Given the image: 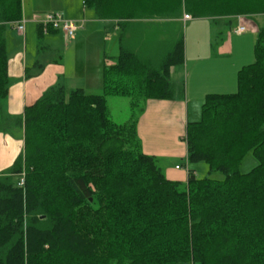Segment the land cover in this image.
<instances>
[{
    "label": "trees",
    "instance_id": "1",
    "mask_svg": "<svg viewBox=\"0 0 264 264\" xmlns=\"http://www.w3.org/2000/svg\"><path fill=\"white\" fill-rule=\"evenodd\" d=\"M82 4L121 28L183 14H264V0ZM22 9V0H0V131L15 120L23 138L22 151L0 172V264H264V27L254 62L237 72V91L206 95L200 119L187 122L183 182L142 150L138 118L114 122L106 100L126 96L134 108L183 96L182 84L170 80L171 69L183 66V41L141 56L120 32L111 64L104 54L101 93L51 86L12 117L2 106L10 83L5 32L22 20ZM47 31L38 25L37 37ZM249 152L257 165L241 173ZM199 162L224 178L197 177Z\"/></svg>",
    "mask_w": 264,
    "mask_h": 264
},
{
    "label": "crops",
    "instance_id": "2",
    "mask_svg": "<svg viewBox=\"0 0 264 264\" xmlns=\"http://www.w3.org/2000/svg\"><path fill=\"white\" fill-rule=\"evenodd\" d=\"M22 4V11L25 15L27 12L25 9L26 0H22ZM30 6L35 13L59 12L65 17L66 14H69L67 19L75 20L78 19L77 14L83 13L82 8H85L82 0H30ZM23 20L25 21L24 33H17L22 35L25 40L28 31L27 21ZM154 20L187 22L190 43L187 45L186 38L183 66L172 68L170 71V80L177 85L182 84L183 96L172 100L146 101L142 114L138 118V136L144 152L164 158L180 157L181 159L183 157L186 162V145L181 137L184 135L187 122L191 121L187 110L189 103L203 101L208 94H229L237 91V72L251 61L257 32L263 28L261 21H264V14L190 18L186 21L183 17L172 20ZM154 20L150 19V21ZM199 20H207L210 24L212 23L218 32L213 33V27L206 29L204 25L200 27L197 25L198 23H194ZM142 21L144 20L136 22ZM189 22L191 23L189 24ZM234 22L237 23V26L233 27L232 32H229ZM105 24L117 31L118 35L125 30H134L131 23L122 28L117 26L115 21L106 20ZM241 26H244L245 30L237 33L236 30ZM82 30L77 29L74 40L77 39L78 34H82ZM30 32L31 30L29 34ZM58 32L60 31H47L44 37L53 36ZM55 44L53 39L49 38L46 48H53ZM7 54L10 83L2 106L9 116H21L24 108L33 104L51 86H64L67 90L82 88L87 93H98V90L102 89L105 59L104 56L102 58L98 54V51L95 59L88 62L93 67L89 73H87L88 63L84 61L85 64L73 68L68 74L65 64L58 60L47 61L45 66H42L37 61H31L28 64L26 53L24 50L19 51V48L10 53L7 52ZM106 63L111 64L112 61L111 63L106 61ZM77 78L80 80L77 81ZM22 149L23 138L22 141H15L0 133V172L13 163ZM168 164H165L164 171L169 179L186 181L187 168L184 166L185 164L181 166L175 163L173 168ZM177 165H179L178 168H176ZM182 168L186 171H183Z\"/></svg>",
    "mask_w": 264,
    "mask_h": 264
},
{
    "label": "rangeland",
    "instance_id": "3",
    "mask_svg": "<svg viewBox=\"0 0 264 264\" xmlns=\"http://www.w3.org/2000/svg\"><path fill=\"white\" fill-rule=\"evenodd\" d=\"M26 14L22 16V20L27 21L26 28L28 31L27 37L24 40L22 35H19L15 29L16 25L7 27L5 32L7 52L19 48V51L24 50L27 55L28 64L31 61H37L42 66H45L47 61L58 60L65 64L67 74L70 73L73 68L80 67L85 64L84 61H91L95 59L96 53L100 54L103 58L104 54L107 55V60L111 63V56L116 54L118 47V32L113 30L108 24L106 26V20H100L95 15V12L89 8H82L83 13H78L79 28L83 29L82 34H78L76 40L67 38L61 31L53 36H45L43 39L37 37L38 21L44 19L45 12H33L30 6V0H26ZM79 12V11H78ZM183 14V19H184ZM189 15V14H188ZM70 16L66 14V17ZM185 20V19H184ZM188 20V19H186ZM185 20V21H186ZM103 21V22H102ZM187 22H171V21H150L144 20L142 22L131 23L134 28L133 31L125 30L123 33V43L130 49H133L141 56H158L160 52L164 51L168 47L169 42L174 39L180 38L185 44L187 38V45L190 43V31L186 27ZM191 22H189L190 24ZM193 23V22H192ZM194 23L203 27H213L214 25L207 20H199ZM188 24V25H189ZM262 27H264V21H261ZM211 25V26H210ZM237 23H233L229 32H232L233 27H236ZM137 27V28H135ZM31 30L30 34L29 31ZM250 31V29H248ZM218 32L216 27L213 29V33ZM76 35V33H75ZM75 37V36H74ZM53 39V43H56L53 48H46L47 40ZM25 42V43H24ZM24 45V48H23ZM254 58V46L252 49V58L250 63H253ZM250 63H247L250 64ZM87 73L93 69L92 65L87 64ZM75 78V77H74ZM77 81L80 79L77 78ZM102 89L98 90L101 93ZM205 98V97H204ZM187 99V98H186ZM108 112L111 119L117 123H123L129 120L131 117H137L142 114L145 107L143 101L138 107L132 108L130 104V98L120 95H111L106 97ZM203 101H191L188 105V117L189 120L200 119V109ZM16 117V116H15ZM8 127L5 126L4 131H0L2 135H6L15 141H22L21 127L16 124L15 120L7 122ZM141 141V140H140ZM159 165L162 169H165V164L169 163L173 168L175 163H185V158L181 157H167L156 156ZM257 165V160L251 152L247 153L239 165V171L241 173H247L254 166ZM195 169L197 177L204 178L210 177L213 179H223L224 174L218 171H210L208 165L205 162H199L192 166ZM184 171L185 169L182 168ZM186 171V170H185Z\"/></svg>",
    "mask_w": 264,
    "mask_h": 264
},
{
    "label": "built area",
    "instance_id": "4",
    "mask_svg": "<svg viewBox=\"0 0 264 264\" xmlns=\"http://www.w3.org/2000/svg\"><path fill=\"white\" fill-rule=\"evenodd\" d=\"M191 16L188 14L184 15V19H190ZM15 29L19 34L24 33V25L25 21L20 20L16 23ZM38 25H40L44 31H47V29L53 28L56 30L61 31L67 38L73 39L75 36V33L77 29L79 28V21L75 19H67L65 18L61 13L54 12V13H48L44 17V19L38 21ZM245 30L244 26L239 27L236 32L241 33ZM179 166L177 165L176 168ZM24 184L23 175L20 178V181L18 182V185L22 186Z\"/></svg>",
    "mask_w": 264,
    "mask_h": 264
}]
</instances>
